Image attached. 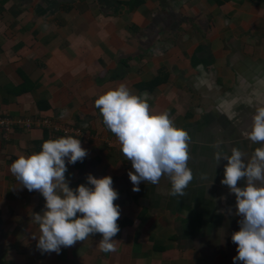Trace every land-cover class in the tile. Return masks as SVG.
Masks as SVG:
<instances>
[{"label": "crops", "instance_id": "0c3cea01", "mask_svg": "<svg viewBox=\"0 0 264 264\" xmlns=\"http://www.w3.org/2000/svg\"><path fill=\"white\" fill-rule=\"evenodd\" d=\"M121 83L189 133L193 180L183 195H170L167 177L132 191L131 162L94 103ZM259 107L264 0H0V116L38 121L0 127V264H233L241 217L221 184L227 161L213 154L236 147L247 162L261 147L245 135ZM45 119L80 131L71 136L88 155L66 161L72 189L88 174L112 178L121 210L114 252L100 249L98 233L59 254L37 248L31 217L45 201L10 166L65 136Z\"/></svg>", "mask_w": 264, "mask_h": 264}, {"label": "clouds", "instance_id": "9594fccd", "mask_svg": "<svg viewBox=\"0 0 264 264\" xmlns=\"http://www.w3.org/2000/svg\"><path fill=\"white\" fill-rule=\"evenodd\" d=\"M203 72V65H198ZM147 93L134 94L124 83L99 95L94 103L103 123L119 141L120 151L131 162L134 171L127 173L138 192L141 182L159 184L162 177L171 183L170 195H183L193 180L188 166L189 133L175 126L167 111L154 112ZM232 112L228 119H233ZM253 142H261L245 162L244 153L233 147L230 155L215 151L218 164L226 160L221 184L235 195V214L239 230L231 240L237 245L233 264H264V107L256 109L252 128L246 132ZM219 147V142L213 145ZM88 155L79 139L71 135L49 139L41 150L30 155L21 154L10 171L29 192L37 191L45 204L42 213H32V222L39 227L37 248L41 252L57 254L62 247H71L91 235L100 234V249L114 252L119 242L115 237L120 229L117 221L121 210L114 204L119 194L110 176H86V184L75 189L69 186L65 173L67 164L82 162ZM243 180L244 186L238 187ZM223 199V198H222ZM79 214V215H78Z\"/></svg>", "mask_w": 264, "mask_h": 264}, {"label": "built area", "instance_id": "2783aa9c", "mask_svg": "<svg viewBox=\"0 0 264 264\" xmlns=\"http://www.w3.org/2000/svg\"><path fill=\"white\" fill-rule=\"evenodd\" d=\"M38 121H34L28 118H11V117H3L0 116V127L5 130H10L14 127H21L23 129H31L35 125H37ZM40 123L52 129L54 132L62 134V135H71L73 134H79V130H73L68 127H59L57 125H54L50 120H43L40 121Z\"/></svg>", "mask_w": 264, "mask_h": 264}]
</instances>
